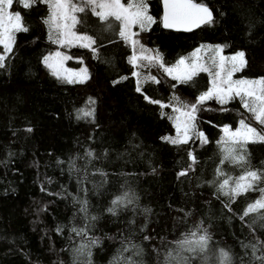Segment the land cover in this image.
Here are the masks:
<instances>
[{"label":"trees","instance_id":"trees-1","mask_svg":"<svg viewBox=\"0 0 264 264\" xmlns=\"http://www.w3.org/2000/svg\"><path fill=\"white\" fill-rule=\"evenodd\" d=\"M192 1L208 7L215 23L192 33L164 30L159 22L160 0H148L149 14L156 23L146 32L134 29L140 43L158 50L166 66L201 45H222L223 55L243 50L247 66L238 77L264 76V0ZM11 11L21 14L27 31L15 33L12 50L4 56L5 67L0 68V264H72L70 249L86 242L69 233L71 227H84V214L73 196L87 201L89 219L98 217L88 229V236L100 240L91 249L92 264H128L129 259L133 264H164L166 253L181 233L198 222L208 229L214 243L231 251L235 264H241V258L245 264H259L252 260L250 249L245 253L241 242L264 241V229L259 221L251 230L247 226L255 213L243 222L240 215L248 203L260 197L264 182L235 201L217 199L215 188L207 183L219 164L217 141L224 125L234 131L244 120L264 130L240 101L221 106L209 100L199 106L196 125L209 143L201 146L199 139L193 138L177 149L161 140L175 136L168 119L171 109L149 104L135 91L136 78L127 60L131 48L114 32L100 31V22L90 10L86 16L78 14L77 32L95 39L96 58L88 48L59 46L49 40L43 22L47 5L25 9L14 0ZM56 50L78 60L87 69L89 80L66 83L53 76L41 60ZM137 70L159 78V83H144L142 91L165 104L173 94L195 102L209 86L205 73L193 78L195 84L181 83L173 88L176 82L158 66ZM89 97L95 99L94 106L86 104ZM88 107L93 108L92 117L77 119L76 110ZM28 128L32 131H26ZM246 147L247 163L242 167L221 165L233 177L247 169L264 171V144ZM85 149L92 151L95 159L90 161ZM188 150L193 151L196 162L187 176L178 178L177 173L192 163ZM122 192L134 194L135 208L129 206L113 216L105 209ZM145 208L151 211L142 212ZM178 209L190 215L185 218ZM57 225L62 226L59 235ZM146 234L150 240L143 239ZM122 241L137 247L129 245V251L123 252ZM118 249L122 255H117Z\"/></svg>","mask_w":264,"mask_h":264},{"label":"snow or ice","instance_id":"snow-or-ice-1","mask_svg":"<svg viewBox=\"0 0 264 264\" xmlns=\"http://www.w3.org/2000/svg\"><path fill=\"white\" fill-rule=\"evenodd\" d=\"M163 5V14L160 16V25L164 29H175L190 31L194 27L202 24L215 23L213 15L208 7L200 3H193L192 0H160ZM14 0H0V45L3 46L5 54L12 50V43L14 33L27 31L23 24L22 16L19 12H12ZM21 7L29 9L34 4H45L48 8V15L43 19V22L49 28V40L60 46L69 45L73 42H79L81 47L88 48L96 58V51L92 45L96 42L95 39L88 34H77L73 31L79 19L77 14L91 11L92 16L97 17L100 22V31L109 32L114 31L112 20L118 22L119 31L116 35L124 42V44L131 48V55L127 57L128 63L132 66L131 75L136 78L135 91L143 96V99L154 105H159L163 110L165 108L171 109V114L168 119L175 130V136H163L161 140L180 149L183 145H188L193 138H198L201 146L209 143L205 134L198 130L196 120L197 113L200 110L199 106L203 105L210 99H215L217 104L226 105L229 100L238 97L241 101V107L249 112L251 118L257 124L264 126V76L255 77L252 79H232L234 72L240 71L247 66L246 53L243 50H237L231 56L221 55L222 45H201L196 48L191 54V58L180 57L174 65L166 66L162 55L158 50L148 49L140 43L139 33L133 31V27L139 28L140 32L148 31L156 21L153 16L149 14L150 5L148 0H127L122 3L121 0H19ZM223 15V13H221ZM252 24H249V28ZM205 50L209 53L208 59L204 60L199 53ZM59 58V59H56ZM59 52L50 53L42 58L41 63L49 69H54L60 66L63 59ZM211 63L215 68L213 75L208 64ZM158 66L163 71L164 75L169 77L176 83L172 85L176 88L177 84H188L191 82L195 84L193 77L198 72H208L209 81L206 91L200 92L195 97V102L182 100L179 96L173 94L170 96L167 104L160 100L152 99L142 91V85L147 82L159 83V78L153 75H142L138 72V68H150ZM5 67V57L0 55V68ZM53 75L60 79L58 72L53 71ZM87 69H81L75 78H67L68 83L83 84L89 80ZM121 79H124L123 77ZM115 83V81H113ZM86 104L94 106L95 99L89 97ZM221 110H225L221 108ZM76 118L92 117L93 108L88 107L77 109ZM163 114V113H162ZM26 131L31 132L28 128ZM223 135L217 141L220 150L219 164L215 169L213 179L208 180L207 183L215 188L213 193L217 199L220 197H227L229 201H235L238 196H242L247 192L256 190V185L264 182V171L261 170H243L242 174L233 177L228 174L221 165H233L242 167L247 163V156L245 155L249 149L248 144L260 143L264 144V130H257L250 126L244 120L239 122V127L235 131H231L228 125L221 128ZM85 156L91 161L95 159L93 152L85 149ZM11 155V153H9ZM187 158L190 163L186 169L177 173V177L187 176L188 171L192 168V164L196 162V157L193 151H187ZM61 163V161H57ZM70 168L72 161H69ZM103 175V173H101ZM44 191V189H42ZM261 195L252 203H248L240 215L243 222L244 218L250 213H255V217L247 226L251 230L253 225L259 221V227L264 229V212H258L264 209V188L259 189ZM53 193H49L52 195ZM59 196V193H56ZM74 202L80 204L79 211L84 214V227H71L69 233H75L80 237L82 242L74 248L70 249L72 264H92V247L100 243L99 238L88 236V229L95 226L97 216H91L89 219L87 215V201L80 200L78 197H72ZM135 196L130 192H122L115 195L110 201L105 211L115 216L118 211L127 209L129 206L135 208ZM225 207L228 204L225 202ZM144 213L150 212V209H142ZM178 211H183L178 209ZM231 211V208H229ZM189 212L183 211V216L187 218ZM179 218V217H178ZM131 223V220L129 221ZM202 222H198L188 231L181 233V238L175 241L174 248L167 252L164 257V264H196L200 261L201 264H235L233 254L230 250L219 246L212 240V235L206 227L201 226ZM60 225H57L55 231L59 235L61 233ZM144 231L143 228L140 229ZM71 238V237H70ZM145 241L150 240V235H144ZM123 252L129 251L128 243H124ZM137 247L136 245H131ZM241 248L251 250L252 260L264 264V241L257 238L255 243L245 244L241 242ZM260 252V255H257ZM209 253L212 254L211 258ZM139 254V252L137 253ZM117 255H122L118 249ZM87 257L86 260L82 259ZM128 264H133L129 259ZM241 264H245L241 258Z\"/></svg>","mask_w":264,"mask_h":264},{"label":"rangeland","instance_id":"rangeland-1","mask_svg":"<svg viewBox=\"0 0 264 264\" xmlns=\"http://www.w3.org/2000/svg\"><path fill=\"white\" fill-rule=\"evenodd\" d=\"M121 2H122V3H126L127 0H121ZM78 14H79V13H78ZM78 14H77V16H78V19H79V15H78ZM111 22H112V24H113V28H114V31H111V32H114L115 35H116V33L119 31L118 22L115 21V20H112ZM77 27H78V23H77L76 26L74 27L73 31H75V32L79 35V33L77 32ZM134 29L139 30V28H137V27H135V26L133 27V31H134ZM48 33H49V28H48ZM14 35H15V33H14ZM116 36L119 38L118 35H116ZM12 44H13V43H12ZM57 45H58V44H57ZM69 45H78V46H80L79 42H73V43H71V44H69ZM59 46H60V45H59ZM1 47H2V53H0V55H4V56H6L9 52L5 54L2 45H1ZM55 52H59V53L61 54L62 57H67V58L62 60V63L60 64L59 67L54 68V69H49V68L46 67V69H47L51 74L53 73V71L58 72L59 75H60V80H62V81H64V82L68 83L66 77H67V78H72V79H74V78H75V75H76V74H79L80 71H81V69H85L81 64H79L80 62H79L78 60L71 59V58H70L67 54H65L64 52H62V51H60V50H56V51H53L52 53H55ZM192 53H193V52H192ZM192 53H191V54H192ZM191 54H190L189 56H187L186 58H191ZM48 55H49V54H48ZM199 55H200L204 60H207V59H208V56H209V53H208L207 51H205V50H202V51L199 53ZM221 55H223L222 52H221ZM223 56L227 57V56H231V55H223ZM56 59H59V58H56ZM70 62H73L74 64L70 65ZM44 66H45V65H44ZM207 66H208V68L210 69V71L212 72V74L214 75V74H215V68L213 67V65H212L211 63H209ZM240 71H241V70H240ZM240 71L234 72V73L232 74V79H233V80H237V79H246V78L238 77V73H239ZM200 73H205V74L208 76V79H209V73H208V72H198L197 75L200 74ZM52 75H53V74H52ZM53 76H55V77L57 78L56 75H53ZM193 78H194V77H193ZM208 81H209V80H208ZM74 83H75V82H74ZM210 100H215V99L213 98V99H210ZM235 100L240 101V99H239L238 97H234L233 99L229 100L228 103H230V102H232V101H235ZM208 101H209V100H208ZM215 101H216V100H215ZM228 103H227V104H228ZM240 103H241V101H240ZM237 127H239V124H238ZM235 130H236V129H235ZM235 130H234V131H235ZM175 134H176V133H175ZM222 135H223V133H222Z\"/></svg>","mask_w":264,"mask_h":264},{"label":"water","instance_id":"water-1","mask_svg":"<svg viewBox=\"0 0 264 264\" xmlns=\"http://www.w3.org/2000/svg\"><path fill=\"white\" fill-rule=\"evenodd\" d=\"M193 2V1H192ZM161 3V2H160ZM193 3H195V2H193ZM210 10V9H209ZM161 11H162V13H161V16H162V14H163V5L161 4ZM211 11V10H210ZM211 13H212V11H211ZM212 15H213V13H212ZM204 25H206V24H202V25H200V26H198V27H194V28H192L190 31H183V30H175V29H164L163 27V29L164 30H167V31H172V32H179V33H192V32H194V31H196V30H198L199 28H201L202 26H204Z\"/></svg>","mask_w":264,"mask_h":264}]
</instances>
